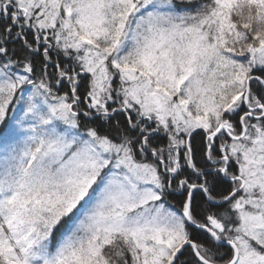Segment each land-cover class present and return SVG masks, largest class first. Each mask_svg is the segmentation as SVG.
I'll return each instance as SVG.
<instances>
[{"label": "snow or ice", "instance_id": "obj_1", "mask_svg": "<svg viewBox=\"0 0 264 264\" xmlns=\"http://www.w3.org/2000/svg\"><path fill=\"white\" fill-rule=\"evenodd\" d=\"M0 264H264V0H0Z\"/></svg>", "mask_w": 264, "mask_h": 264}]
</instances>
